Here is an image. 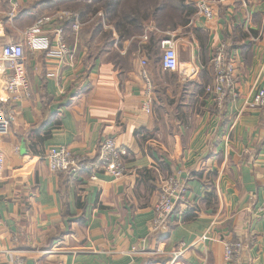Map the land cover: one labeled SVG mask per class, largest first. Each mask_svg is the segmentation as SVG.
<instances>
[{"label": "crops", "instance_id": "obj_1", "mask_svg": "<svg viewBox=\"0 0 264 264\" xmlns=\"http://www.w3.org/2000/svg\"><path fill=\"white\" fill-rule=\"evenodd\" d=\"M47 1L33 10L59 4ZM212 6L213 18L195 14L175 29L148 22L121 36L106 25L115 38L108 49L102 35L80 47L73 16H55L67 10L85 24L78 12L52 14L40 33L50 47L26 49L31 96L5 106L14 119L0 137V264H170L175 251L174 264H264V107L245 106L264 87V0ZM60 28L73 62L59 54ZM4 32L0 22L1 42L23 41V32ZM165 35L175 37L177 71L153 60ZM221 48L234 74L218 101ZM105 138L127 149L124 176L50 169L52 148L89 163ZM177 171L180 198L154 232L161 180ZM228 241H241L239 256L225 258Z\"/></svg>", "mask_w": 264, "mask_h": 264}, {"label": "built area", "instance_id": "obj_2", "mask_svg": "<svg viewBox=\"0 0 264 264\" xmlns=\"http://www.w3.org/2000/svg\"><path fill=\"white\" fill-rule=\"evenodd\" d=\"M217 0H200L199 10L201 15L208 19L213 18V3ZM13 9L10 11L9 19H14L16 10L18 9V0H12ZM63 18L65 16H73L72 28L75 32H79L84 25L83 21L77 13L70 11H61L55 16ZM53 22V16H47L39 19L29 28L23 31V41L1 42L0 41V137L6 135L11 127L14 116L10 114L6 103L15 104L24 98H29L32 94L31 86L26 76L24 60L26 49L34 50L37 48L48 49L50 40L48 37L40 36L42 28L47 23ZM58 50L62 57H67L69 62H73L75 52L65 42L63 30L58 29ZM162 58L161 64L165 70H178V55L175 45V37L170 35L161 41ZM216 69V87L215 90L220 94L218 101L224 98V85L233 81L234 66L233 63L227 62L224 50L221 48L214 60ZM146 64V61H143ZM147 78V72H143ZM245 106L248 108L264 107V87L260 88L251 99L246 100ZM147 110L148 107H146ZM128 151L126 148L118 144L115 138H105L100 145L97 159L93 162L85 161L81 156L75 155L65 146L52 148L46 158L49 167L54 172L69 173L76 176L80 169L87 168L92 172L91 177L97 176L98 170L107 173L113 178H120L125 175L126 157ZM84 160V161H83ZM5 159L0 148V171L4 169ZM182 172L177 171L174 174L163 178L160 183L158 201L155 204L156 216L153 221V229H160L165 225L167 218L172 215L176 208V203L180 198L182 190ZM264 209V207H263ZM243 244L241 241H228L225 248V258L232 259L241 254ZM181 255L180 251L174 252V258L170 264H174L175 260ZM8 264H25L21 257H16ZM187 264V263H183Z\"/></svg>", "mask_w": 264, "mask_h": 264}, {"label": "trees", "instance_id": "obj_3", "mask_svg": "<svg viewBox=\"0 0 264 264\" xmlns=\"http://www.w3.org/2000/svg\"><path fill=\"white\" fill-rule=\"evenodd\" d=\"M59 3L67 5L66 8L78 12L85 24L79 31V46L93 47V42L102 35L104 39V49L111 47L115 41L112 28H105L106 25H114L121 36L126 34H136L144 31V25L154 22L158 28L165 30L163 19L164 12L171 9L167 14L175 15V22L171 29H175L178 24L188 23L195 15V0H58ZM65 1L68 3H65ZM102 12V15L99 14ZM72 20H67L65 27L71 30ZM125 31V33L123 32ZM169 36V35H168ZM163 36L164 38L168 37ZM163 38V39H164ZM161 39L157 46L161 49ZM153 50V48H152ZM159 51H157L158 53ZM151 55V54H150ZM154 56V55H152ZM160 56L156 61H161ZM87 161V159H84ZM83 160V161H84ZM70 177L69 173H62ZM169 218V217H168ZM168 218L165 224L168 221ZM159 229H153L158 231Z\"/></svg>", "mask_w": 264, "mask_h": 264}, {"label": "rangeland", "instance_id": "obj_4", "mask_svg": "<svg viewBox=\"0 0 264 264\" xmlns=\"http://www.w3.org/2000/svg\"><path fill=\"white\" fill-rule=\"evenodd\" d=\"M35 1L37 0H24L23 4L18 7V9L16 10V18L14 17V19H11L10 21V11L13 9V4L10 0H0V22L2 23L3 27H4V35H12L14 36V38H16V35L21 34V32L25 31L26 28L31 27L32 25H34V22L39 18V17H47L50 16L52 14H54L56 11L60 10V8H58L59 6L61 7V9H67V5L65 4H55L53 5V9L52 8H48V7H35V10H33V7L35 5ZM199 1L200 0H195L194 4L196 7V12L195 14L197 15H201L200 10H199ZM54 0H48L47 2H45V4H53ZM21 11H24L21 14ZM169 12H172L171 9H167L166 12H164L165 18L163 19V25L165 28L171 29L172 23H174L175 20V15L173 16L172 14H167ZM53 16V15H52ZM15 22V24H13V22ZM25 27L23 30L22 28ZM171 33V32H170ZM161 54V51L159 53H154L153 56V60H157Z\"/></svg>", "mask_w": 264, "mask_h": 264}]
</instances>
